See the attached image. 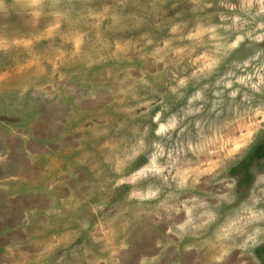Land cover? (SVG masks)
I'll return each mask as SVG.
<instances>
[{
    "label": "clouds",
    "instance_id": "9594fccd",
    "mask_svg": "<svg viewBox=\"0 0 264 264\" xmlns=\"http://www.w3.org/2000/svg\"><path fill=\"white\" fill-rule=\"evenodd\" d=\"M94 3L29 0L34 31L0 36V52L22 49L27 55L15 73L0 76V86L14 74H45L50 66L47 83H23L21 95L37 87L66 96L61 70L82 64L106 72L90 82L89 96H111L95 122L75 129L94 144L81 163L90 164L96 184L83 199L75 193L58 202L53 197L57 206L49 215L65 217L94 197L100 201L94 213L108 208L115 214L34 241L39 251L30 264H53V258L54 264H124L120 254L137 231L163 237L156 241L163 251L139 264H160L169 247L180 250L181 244L206 252L207 264H224L233 250L264 244V171L255 173L245 196L229 175L264 131V0H187V13L171 16L169 0ZM132 32L140 34L124 38ZM79 118L74 110L70 122ZM123 186L126 198L113 203ZM85 233V243L78 244ZM88 240L102 244L99 253Z\"/></svg>",
    "mask_w": 264,
    "mask_h": 264
},
{
    "label": "rangeland",
    "instance_id": "374dc122",
    "mask_svg": "<svg viewBox=\"0 0 264 264\" xmlns=\"http://www.w3.org/2000/svg\"><path fill=\"white\" fill-rule=\"evenodd\" d=\"M28 2L0 0V36H23L34 31ZM113 2L95 0L93 6L102 8ZM173 3H177L178 7L172 9ZM189 7L187 0H169L168 14L187 13ZM44 23L41 22V27ZM139 34L127 33L124 38H136ZM56 43L59 45L60 41ZM38 48L46 49L47 43ZM26 59L27 55L22 49L0 52V76L8 71L15 73L17 65ZM50 71V66L46 67L45 74H39L36 69L25 70L14 74L0 86V264H30L39 251L34 241L62 234L68 228H79L85 220L95 226L115 214L109 212L108 208L99 215L94 213L93 206L100 203L94 197L81 209L65 217L49 215L57 206L53 203V197L58 202L75 193L83 199L89 188L96 184L95 171L89 163H81L85 153L95 150L94 144L84 141L82 137L86 134L75 129L89 127L111 101L106 91L97 92L101 99L89 96L90 82L98 81L102 75L106 76L104 67L89 70L82 64H72L61 70L66 77L59 84L66 96L46 95L37 87L21 95L19 85L33 80L40 84L47 83ZM47 91L51 92L52 89ZM74 110L80 118L70 122ZM260 152H264V131L257 134L242 158L230 169L229 175L238 179L241 196L247 195L252 187L255 173L264 171V156L255 158ZM143 162V159L137 161L136 166ZM53 184L55 188H51ZM128 190V186L117 189L112 202L124 200ZM166 227L161 225V231H165ZM87 236L85 233L77 243H85ZM158 239L163 237L157 231L133 232L127 240L130 247L120 254L124 264H139L144 256L159 255L163 249L156 246ZM87 242L90 248L99 253L102 244H92L90 240ZM10 247L13 248L12 253L7 251ZM62 252L63 249L57 255ZM207 260L206 252L195 248L186 250L181 244L180 250L175 246L169 247L160 264H207ZM224 264H264V244L247 251L235 249Z\"/></svg>",
    "mask_w": 264,
    "mask_h": 264
},
{
    "label": "flooded vegetation",
    "instance_id": "af4514ba",
    "mask_svg": "<svg viewBox=\"0 0 264 264\" xmlns=\"http://www.w3.org/2000/svg\"><path fill=\"white\" fill-rule=\"evenodd\" d=\"M259 154H260V155H259ZM259 154H258V156H256L255 158H257V159H258V158H261V157H263V156H264V152H260Z\"/></svg>",
    "mask_w": 264,
    "mask_h": 264
}]
</instances>
